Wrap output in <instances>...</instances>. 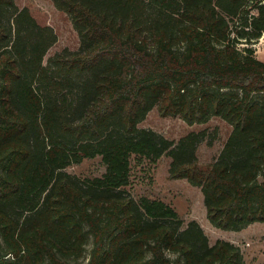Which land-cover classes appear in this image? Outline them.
<instances>
[{"label": "trees", "instance_id": "obj_1", "mask_svg": "<svg viewBox=\"0 0 264 264\" xmlns=\"http://www.w3.org/2000/svg\"><path fill=\"white\" fill-rule=\"evenodd\" d=\"M53 2L80 46L45 62L56 29L0 0V264H243L240 246L128 186L133 155L167 154L215 226L264 222V61L239 46L264 34V0ZM154 107L228 123L218 157L199 160L205 128L175 141L140 127ZM98 155L101 176L67 171Z\"/></svg>", "mask_w": 264, "mask_h": 264}, {"label": "rangeland", "instance_id": "obj_2", "mask_svg": "<svg viewBox=\"0 0 264 264\" xmlns=\"http://www.w3.org/2000/svg\"><path fill=\"white\" fill-rule=\"evenodd\" d=\"M16 2L21 7H29L41 21L51 24L58 33V41L48 51L45 62L63 48H79L80 38L71 18L67 13L59 10L53 0H16ZM261 37L249 44L242 42L239 46H251L255 56L264 61V38ZM139 125L152 128L175 141L191 130L205 128L206 137L198 149V157L202 163H209L218 157L232 128L217 116L210 117L205 123L191 125L181 117L162 116L157 107L152 108ZM209 141L212 143L209 144ZM170 168L171 157L167 154L157 162L148 159L138 161L133 155L131 184L128 189L137 200L146 196L165 201L179 212L186 223L193 219L197 220L208 235L211 244L219 239L237 244L243 253V264H264V222H254L241 230L215 226L208 218L201 188L186 178H172ZM67 171L78 177L87 178L101 176L106 171V166L102 157L98 155L70 165ZM260 179H264V172ZM87 248L89 251L91 242L88 243Z\"/></svg>", "mask_w": 264, "mask_h": 264}, {"label": "built area", "instance_id": "obj_3", "mask_svg": "<svg viewBox=\"0 0 264 264\" xmlns=\"http://www.w3.org/2000/svg\"><path fill=\"white\" fill-rule=\"evenodd\" d=\"M261 38H264V34H263V37H261Z\"/></svg>", "mask_w": 264, "mask_h": 264}]
</instances>
